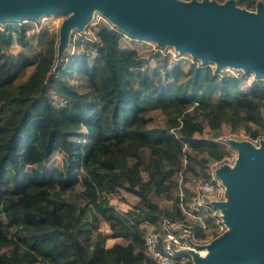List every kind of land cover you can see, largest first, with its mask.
I'll list each match as a JSON object with an SVG mask.
<instances>
[{"label": "trees", "instance_id": "trees-1", "mask_svg": "<svg viewBox=\"0 0 264 264\" xmlns=\"http://www.w3.org/2000/svg\"><path fill=\"white\" fill-rule=\"evenodd\" d=\"M236 1L253 9L260 0ZM28 30L27 23H9L0 29V264H152L142 250L139 224L183 218L179 196L171 209H163L156 200L174 198L182 155L204 164L227 155L218 141L195 136L204 129L198 114L211 127L223 123L248 127L250 122L264 127V79H255L245 90L242 77L207 65L196 67L185 85L173 81L162 88L160 81L145 76L136 87L131 74L141 67L138 51L122 48L121 32L103 24L97 31L93 62L78 54L66 61L67 68L86 77L87 89L81 91L65 78L51 80L68 101L59 108L41 87L50 56L39 61L36 72L17 82L34 62L26 53L17 60L7 47L14 39L21 43ZM190 103L192 111L183 112ZM169 106L176 107L181 117L165 127H149L150 111ZM82 127L88 141L72 139ZM142 147L150 148L148 161ZM56 151L64 153L62 163L44 169V162ZM30 165L34 167L29 169ZM142 166L149 171L147 180ZM80 180L83 202L76 216L77 206L63 195ZM128 185L140 200L123 216L109 195ZM88 215L95 221L103 217L113 236L131 240L90 247L79 237V223Z\"/></svg>", "mask_w": 264, "mask_h": 264}, {"label": "water", "instance_id": "water-1", "mask_svg": "<svg viewBox=\"0 0 264 264\" xmlns=\"http://www.w3.org/2000/svg\"><path fill=\"white\" fill-rule=\"evenodd\" d=\"M94 10L131 35L173 44L216 61L218 69L242 66L264 76V1L250 10L236 0H0V21L70 12L61 26V53L70 29L83 28ZM230 142L238 159L217 167L226 199L213 201L228 228L195 245L194 264H264V139Z\"/></svg>", "mask_w": 264, "mask_h": 264}, {"label": "rangeland", "instance_id": "rangeland-1", "mask_svg": "<svg viewBox=\"0 0 264 264\" xmlns=\"http://www.w3.org/2000/svg\"><path fill=\"white\" fill-rule=\"evenodd\" d=\"M226 1V0H225ZM219 1V2H225ZM264 1V0H260ZM259 2V1H258ZM250 9V8H248ZM257 6L250 10H256ZM71 15L70 12L65 13H45L38 18L24 17L21 19H7L4 24L11 23L13 25H20L27 23L29 30L26 32V38L21 42L14 39L13 43L7 47L10 53L16 55L17 60L21 53L30 55L33 59V64L27 67L25 77L18 79L17 82L28 78L32 73L37 71L39 61L46 55L52 58L47 72L45 73L42 88L48 93L50 101L61 108L67 104V99L58 94L53 88L51 80L67 79L79 90L85 91L88 87L86 77L77 72L75 68H67L66 61L71 55H82L86 57L89 64L93 62L97 54L96 46L99 38L97 31L103 24L112 25L121 32L119 40L122 48L136 49L139 53V60L141 61L140 69H136L131 74V81L134 86H140V81L143 77H154L161 82L162 88H169L173 81L185 85L190 77L194 75V70L199 66H210L213 70L225 74H233L242 77V88L247 90L255 79H264V76H258L255 71L247 70L239 66H226L218 69L216 61L209 60L204 62L201 58L194 56L189 51H181L173 44L160 45L157 41L145 39L134 36L121 29L118 25L112 22L99 10H94L91 18L84 24L83 28L73 27L69 31L67 45L60 53V36L61 26L65 19ZM0 44L2 42L0 41ZM38 73V72H37ZM38 79V77H36ZM219 97V93L213 96L214 99ZM183 112L192 111V103L185 106ZM174 106L167 108L158 107L150 111L152 117L149 121V127H165L169 120L173 118H180L178 110ZM199 119L204 123V129L201 132H196L195 136L218 141L219 145L227 150V155L221 160L211 159L206 164L198 160V158L189 159L187 155L183 154V167L175 173V178L180 185L172 188L174 198L166 196L156 197L160 207L163 209H171L175 204V198L179 196V207L183 212L192 211L194 203L198 199V189L201 177H205L206 173L215 166L223 164L234 165L238 159V150L231 144V140L243 141L247 140L259 145L260 141L264 139V127L250 122L249 126L239 124L232 127L229 124L223 123L219 127H211L206 118L202 114H198ZM76 141H88V134L86 127H82L70 136ZM185 150L189 151V147L185 146ZM142 155L146 161L150 157V148L142 147ZM64 159L63 152H54L43 164L44 169L53 168L60 165ZM191 165V166H190ZM34 167L30 165L29 169ZM13 174V171H12ZM141 174L145 180L149 179V171L145 166L141 167ZM137 187V186H136ZM84 189V184L80 180L76 183L74 189L64 193V198L74 203L77 206L76 216L80 211V206L83 202L81 192ZM181 197L183 201L181 202ZM110 202L115 206L116 211L126 216L127 211L135 208L140 200V197L134 192L131 185L120 186L109 195ZM204 212V210H203ZM220 217L213 218L205 214L203 217L204 223L201 225L194 224L193 229L196 232V237L201 239L203 243L210 242L213 238L223 233L228 225ZM1 217L7 222L4 214ZM190 220V219H189ZM194 222V220H190ZM144 222V221H143ZM142 222V223H143ZM195 223V222H194ZM79 237L82 241H86L90 247L101 244L104 247H110L116 242L127 244L131 239L124 237L113 236V231L108 222L101 216L96 221L89 215L84 216L79 223ZM144 229V228H143ZM88 234V237H87ZM13 235V234H12ZM5 251L10 253V248L5 247Z\"/></svg>", "mask_w": 264, "mask_h": 264}, {"label": "built area", "instance_id": "built-area-1", "mask_svg": "<svg viewBox=\"0 0 264 264\" xmlns=\"http://www.w3.org/2000/svg\"><path fill=\"white\" fill-rule=\"evenodd\" d=\"M5 28L4 22L0 21V29ZM217 167L210 169L209 176L201 177L198 199L191 212H183V218L175 221L164 218L158 225L149 222L139 224L144 228L142 250L152 264H194L190 251L196 249V244H203V241L196 237L193 225L205 224V214L213 218L220 217L222 211L213 205V201L226 199V185L217 176Z\"/></svg>", "mask_w": 264, "mask_h": 264}, {"label": "bare ground", "instance_id": "bare-ground-1", "mask_svg": "<svg viewBox=\"0 0 264 264\" xmlns=\"http://www.w3.org/2000/svg\"><path fill=\"white\" fill-rule=\"evenodd\" d=\"M199 253H202V254L204 253L205 254L206 253V250L203 249V250L199 251Z\"/></svg>", "mask_w": 264, "mask_h": 264}]
</instances>
